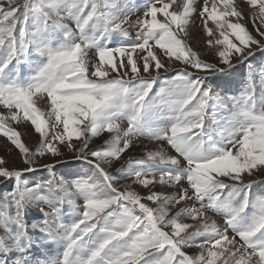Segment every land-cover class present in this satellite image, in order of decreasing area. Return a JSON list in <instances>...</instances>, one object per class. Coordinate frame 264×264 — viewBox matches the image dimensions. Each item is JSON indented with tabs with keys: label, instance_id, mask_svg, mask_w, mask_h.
<instances>
[{
	"label": "snow or ice",
	"instance_id": "snow-or-ice-1",
	"mask_svg": "<svg viewBox=\"0 0 264 264\" xmlns=\"http://www.w3.org/2000/svg\"><path fill=\"white\" fill-rule=\"evenodd\" d=\"M137 12L0 0V264H264V0Z\"/></svg>",
	"mask_w": 264,
	"mask_h": 264
},
{
	"label": "rangeland",
	"instance_id": "rangeland-1",
	"mask_svg": "<svg viewBox=\"0 0 264 264\" xmlns=\"http://www.w3.org/2000/svg\"><path fill=\"white\" fill-rule=\"evenodd\" d=\"M137 2L141 5V12L133 13L132 19H135L137 15L142 14V5L144 3V0H137ZM199 7V5H197ZM241 7H246V5L241 2ZM193 20L195 21V25H199V17H193ZM248 27L251 29V24L248 25ZM192 36H193V46L197 49L203 50V40H202V32L198 26H194L192 28ZM207 60H213L214 56L212 54H206L204 56ZM20 131H27L28 135L23 136L22 139H24L25 143L32 147L35 145L36 141L38 140V134L34 132V130L31 128L30 124L28 125H21V127L18 129ZM103 138V137H102ZM95 143H100V140H96ZM145 143H149L148 141H145ZM4 145H7L8 148L11 149V152L5 150L3 147ZM141 154V148L140 147H134L132 151L129 153V155H140ZM0 156H4L8 160L9 166H19L20 165V157L18 150L15 149L14 146H12L9 142H7L6 138L0 136Z\"/></svg>",
	"mask_w": 264,
	"mask_h": 264
}]
</instances>
